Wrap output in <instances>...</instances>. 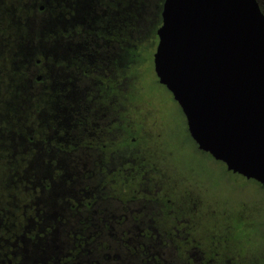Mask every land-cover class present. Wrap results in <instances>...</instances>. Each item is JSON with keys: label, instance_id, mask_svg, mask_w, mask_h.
Returning a JSON list of instances; mask_svg holds the SVG:
<instances>
[{"label": "rangeland", "instance_id": "1", "mask_svg": "<svg viewBox=\"0 0 264 264\" xmlns=\"http://www.w3.org/2000/svg\"><path fill=\"white\" fill-rule=\"evenodd\" d=\"M256 1L264 14V0ZM163 2L6 0L0 36L6 53L0 51V62L5 60L10 73L0 84V113L6 114L0 115V123L12 134L17 129V141L31 136L33 142L43 139L52 144L53 134V144L58 145L56 141L67 133L74 145L70 154L76 156L82 146L81 131L73 126L76 117L71 115L66 126L56 113L96 106L92 99L78 97L80 84L73 79L80 74L72 60L85 49L87 62L99 54L102 66L117 67L111 69L109 80L101 82L108 91L104 107L117 116L110 135L111 150L118 152L111 163L96 169L103 178L96 180L91 174L93 164L85 170V163L72 159L64 163L59 153L51 163L38 164L22 147L11 160L16 163L1 161L0 264H20L21 257L31 258L24 264L35 259V264H43V257H61L67 248L79 257L98 252L101 264L122 259L129 264H264V188L228 172L221 162L197 149L181 109L156 78L153 54ZM127 49L138 53L126 69ZM51 59L55 77L60 82L62 76L69 77L68 97H62L58 88L54 95L46 92L42 70ZM37 75L43 76L44 84L32 83ZM47 114L57 120L52 132L40 123ZM78 132V138L73 137ZM96 185L122 193L118 203L86 210L74 200L62 206L61 197L54 196L55 190L77 193ZM136 206L147 214L142 209L132 212ZM52 207H59L61 213ZM107 207L116 212L108 214ZM86 217L94 223L74 225ZM111 217L122 222L104 226L103 220ZM142 218L144 225L139 222ZM62 220L68 225H56ZM73 241L83 242L79 246Z\"/></svg>", "mask_w": 264, "mask_h": 264}, {"label": "water", "instance_id": "2", "mask_svg": "<svg viewBox=\"0 0 264 264\" xmlns=\"http://www.w3.org/2000/svg\"><path fill=\"white\" fill-rule=\"evenodd\" d=\"M156 78L198 149L264 188V14L256 0H164Z\"/></svg>", "mask_w": 264, "mask_h": 264}, {"label": "flooded vegetation", "instance_id": "3", "mask_svg": "<svg viewBox=\"0 0 264 264\" xmlns=\"http://www.w3.org/2000/svg\"><path fill=\"white\" fill-rule=\"evenodd\" d=\"M5 3H6V0H0V36L3 34L2 33L3 31H1L2 30L1 25H3V23L5 22V10H4ZM42 10H43V7L42 6L39 7V11H42ZM3 46L4 45H0V51L2 55L5 56L6 48L5 46L3 48ZM85 51L86 50L83 49V53H81L80 51L78 55H74L75 59L73 58L74 60H72L73 61L72 63L75 62L74 67L80 75H79V78L74 77L73 79H76L78 81L77 83L80 84V86H78L79 91H77L78 97H80V99H82L83 101L92 99L95 102L96 106L92 108L83 107L81 109H77V112L70 113V114L66 113V111L64 110L62 114L56 113L58 117L62 118L60 120L61 124L65 123L66 126H68V124L70 123V120H72L71 115L76 117L75 118L76 123H74L73 126L77 127V130L79 132L81 131V140H82V146L80 147L78 154L76 156L74 155L72 156L70 154L69 148L74 145H71L68 139L67 133L65 134L63 133L64 135L61 136L58 141H56L58 145L53 144V140H54L53 134H50L52 144H50V141L49 142L43 141V139L42 140L37 139V141L33 142V137L31 136L28 138V140L24 137H19L17 141V129H12V132H13L12 134L10 133L11 130L5 129L7 125H3L0 123V162L4 161L6 163L8 162L16 163L17 160L16 161H11V160L17 157V153L21 151L22 147H24V149H27V151H30L32 153L31 154L32 160H34L38 164L39 163L40 164L41 163L43 164L51 163V161L55 159V153H59V156L62 157V161L64 163L68 162V159H72L78 162L85 163L84 164L85 170L87 168L86 165L93 164L95 167V170L91 174H93V177L96 180L98 176L97 170L98 169L100 170L102 168V165L111 163L113 161L114 155L117 156L118 150H111L112 148L111 143L113 141V138H112V135H110V126L112 123L117 121V116L114 112H111L110 108L104 107V105L107 103V100H108V97H107L108 91H107V85H104L101 82V80H104V81L109 80V77L111 76L113 69L115 68L116 70L117 67L114 64L115 62L112 61L113 58H111V61H110V64L112 65L114 64L113 65L114 67L112 66L113 69L111 68V65L109 66V64L107 66H102L101 56L99 54L93 55L94 58L92 57L93 58L92 61L87 62L86 58L89 55H86ZM106 57L109 58L108 56ZM125 57L127 60L126 62L127 66L125 65V68L127 69L129 65L132 64L133 62L132 51L128 49L125 50ZM4 61L5 60L3 59L0 62V84L3 83L4 81L6 82L5 75L6 73H10L5 70L7 69V67ZM38 65H40V61H36L35 67H38ZM77 65H79V67H77ZM83 67L86 69H83ZM103 67H105V69L102 71ZM42 71L46 73L45 84H44L43 76L37 75L35 78H32V83L34 85L38 86V85L44 84L47 89L46 92L49 95H54V93L58 91L56 90L58 88L61 90L60 95H62V97L69 96L70 94L69 81H68L69 77L67 75L66 76L64 75L62 77L60 76L62 78L61 82L58 79V77H55L54 62L52 59L49 60L48 65L45 66V69ZM14 72L17 73V67L14 68ZM87 72H89L90 74L87 75ZM14 114L16 113L8 114V115L14 116ZM0 115L4 116L6 114L0 113ZM38 115L42 116L40 113ZM18 117L20 118V116L17 114V123H18ZM36 120H37L36 117H34L35 123H36ZM0 122H1V116H0ZM56 122L57 120H55L53 114L51 115L47 114V116L44 119L40 120V123L42 124L43 127H46V124H47L48 128H45V129H47L50 132L55 130ZM13 126L14 128L16 127V125H13ZM79 132L75 135L72 134L73 137L78 138ZM19 142H22V143L26 142L28 146L26 144L20 145ZM31 145H33L34 148ZM98 178L103 179L102 177L100 178L99 176ZM34 184L36 185V182ZM107 189L108 188H101L99 185L98 186L96 185L95 188L87 187L82 190H78L77 193H74L73 191H68V190L67 191L55 190L57 192L54 194V196L61 197L60 204H62V206H66L67 202L74 200L77 204H79V206H83L85 207L86 210H88V209H92L96 207L98 204L100 205L104 204L108 206L113 201H116V203H118L117 201L122 196V193L117 192V191L115 193H112L110 191L106 192ZM44 190L48 191V189H44ZM50 195H52V193ZM169 207H170V204L167 206V208L169 209ZM64 209L61 208L62 211ZM117 209L118 208H116V210ZM135 209L136 210L142 209V212H144V216L145 214H147L145 213L144 209L140 206H136V208H134L131 211L133 212ZM51 210L56 211L55 213H61L59 207H52ZM106 210H108V214L116 212V211H113L115 209L111 210L109 207H107ZM111 219L112 220H103V222H107L104 224V226H110L113 224L120 225V223L122 222L121 219L120 220L115 219L114 217H111ZM131 221L138 222L136 219H132ZM139 222L142 225H144L143 218ZM93 223L94 221L92 219H88V217H86V219L85 218L77 219L74 225H77V226H87L88 225L89 226V225H92ZM49 224L52 225V223H49ZM56 225L67 226L68 224L66 223V221L62 220V223H58L57 221ZM33 240H34L33 238L29 239L30 242L28 241V243L31 244ZM38 240H41V239H38ZM63 242L64 244H69V242H65V241ZM63 242H61V244ZM77 242L78 241H75V242L73 241L74 244ZM82 242H78L79 243L78 245L81 246ZM66 251L67 252H64L61 255V257L57 255L55 256L51 255L48 257H43L41 261L44 262L43 264H46L49 261H51L50 264H58V262L59 264H71L73 262H76L77 264H101L102 259H101L100 254H98V252L93 254L89 251L87 252L88 254H83L82 257H79V256L74 255L71 251H70L71 253L68 252V248L66 249ZM30 259L31 258H28L25 260V257H21L20 264H24V262H29ZM126 261L125 259H122V261L114 262L112 264H129L128 261L127 262ZM32 263L33 264L37 263V260L35 259V261Z\"/></svg>", "mask_w": 264, "mask_h": 264}, {"label": "trees", "instance_id": "4", "mask_svg": "<svg viewBox=\"0 0 264 264\" xmlns=\"http://www.w3.org/2000/svg\"><path fill=\"white\" fill-rule=\"evenodd\" d=\"M163 5V4H162ZM160 18H161V15H160ZM160 25H161V23H160ZM137 51H135L134 52V54H133V57H132V60H133V63L135 62V60L137 59V56H135V55H137ZM180 108V107H179ZM194 142V141H193ZM196 145V144H195ZM196 147H197V145H196ZM198 149V148H197ZM208 154V153H207ZM223 164V163H222ZM223 166L225 167V165L223 164ZM225 169H226V167H225ZM263 188V187H262Z\"/></svg>", "mask_w": 264, "mask_h": 264}]
</instances>
